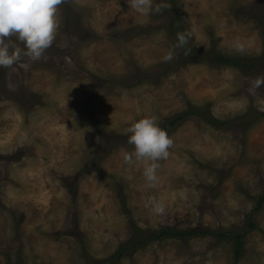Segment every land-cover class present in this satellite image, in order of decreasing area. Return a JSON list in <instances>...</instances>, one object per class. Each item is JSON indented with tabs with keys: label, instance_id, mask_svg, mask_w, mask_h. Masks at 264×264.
I'll return each instance as SVG.
<instances>
[{
	"label": "rangeland",
	"instance_id": "obj_1",
	"mask_svg": "<svg viewBox=\"0 0 264 264\" xmlns=\"http://www.w3.org/2000/svg\"><path fill=\"white\" fill-rule=\"evenodd\" d=\"M170 1L62 0L42 57L0 68V264H235L242 233L238 264H264V59L248 73L185 52L261 57L264 0H174L184 28ZM191 108L149 187L126 128ZM166 229L206 235L151 238Z\"/></svg>",
	"mask_w": 264,
	"mask_h": 264
},
{
	"label": "clouds",
	"instance_id": "obj_2",
	"mask_svg": "<svg viewBox=\"0 0 264 264\" xmlns=\"http://www.w3.org/2000/svg\"><path fill=\"white\" fill-rule=\"evenodd\" d=\"M125 2L130 10L140 15H147L153 8L152 0ZM61 3L62 0H0V68H26L28 61L42 57L55 39L59 25L57 6ZM177 35L183 44L184 36ZM163 59H171V53ZM260 83L261 78H257L249 91ZM125 131L128 133L127 142L133 147L124 154V161L143 162V178L149 187L154 186L159 180L158 161L168 157L169 147L173 143L171 137L159 126L154 116H144L132 122ZM149 203L153 212H163L164 204L161 201L150 197Z\"/></svg>",
	"mask_w": 264,
	"mask_h": 264
},
{
	"label": "trees",
	"instance_id": "obj_3",
	"mask_svg": "<svg viewBox=\"0 0 264 264\" xmlns=\"http://www.w3.org/2000/svg\"><path fill=\"white\" fill-rule=\"evenodd\" d=\"M170 3L172 4V12L174 13V20L179 21L180 25L179 27H183V24L181 23L179 19V14L178 10L175 5V1L171 0ZM176 15V16H175ZM175 21V23H176ZM173 24V23H172ZM174 28V25L171 26V33L172 29ZM184 28V27H183ZM185 35H187L189 38L190 34L185 30ZM186 56L188 58H191L193 61H203L207 62L209 65H220L224 67H232L239 69L243 72H251L254 67L258 64L259 61L264 59V54L261 57L253 58V59H248L244 58L242 55H227L220 53L216 51L214 48L210 49L206 53L195 49L192 47L191 51L188 49H185ZM192 114H200L199 111L197 110H189L186 111L180 115L173 116L171 118L166 119L163 124L160 126L163 129L166 130V132H169L170 130L174 129L179 123H181L188 115ZM214 117H211L208 119V123L211 125L217 126V127H224L226 123L224 122H219L217 119H213ZM259 207V206H258ZM256 227V225L252 222L249 223V231L253 230ZM247 232V231H246ZM208 234V233H207ZM247 233H242V234H237L233 235L234 236V260L235 264H238L241 258L243 257L244 251H245V243L244 239L246 237ZM205 232H194V231H175V230H163L160 231L159 233H153L151 234V238L156 239V240H162L167 237H175V238H180V239H188L192 237H197V236H205ZM225 236L224 233H220L219 237ZM143 241V240H142ZM142 241H139L138 244H141Z\"/></svg>",
	"mask_w": 264,
	"mask_h": 264
}]
</instances>
